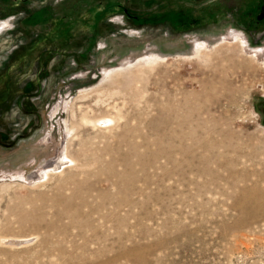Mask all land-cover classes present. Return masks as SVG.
I'll return each instance as SVG.
<instances>
[{
    "label": "rangeland",
    "instance_id": "374dc122",
    "mask_svg": "<svg viewBox=\"0 0 264 264\" xmlns=\"http://www.w3.org/2000/svg\"><path fill=\"white\" fill-rule=\"evenodd\" d=\"M151 6L198 21L132 22ZM241 11L0 0V264H264V8Z\"/></svg>",
    "mask_w": 264,
    "mask_h": 264
},
{
    "label": "crops",
    "instance_id": "0c3cea01",
    "mask_svg": "<svg viewBox=\"0 0 264 264\" xmlns=\"http://www.w3.org/2000/svg\"><path fill=\"white\" fill-rule=\"evenodd\" d=\"M263 8L264 0H251V11L248 13L241 11L238 15L244 17L251 16V23L255 20L258 22L260 12ZM146 12L147 13L142 11L135 12L132 22L137 26H158L160 24L167 23L171 25L174 30H182L198 21L194 18L195 16L193 14L187 13V11L184 10H168L166 12H162L158 9L155 10L154 6H151V9ZM139 17L141 20H138ZM242 30L246 31L247 27L243 26Z\"/></svg>",
    "mask_w": 264,
    "mask_h": 264
},
{
    "label": "bare ground",
    "instance_id": "6f19581e",
    "mask_svg": "<svg viewBox=\"0 0 264 264\" xmlns=\"http://www.w3.org/2000/svg\"><path fill=\"white\" fill-rule=\"evenodd\" d=\"M97 120V119H96ZM115 120V118H113V117H111V116H103V117H101V118H98V120L97 121H92V123L94 124V123H96V125L97 124H100V123H102V124H107V123H110V122H112V121H114ZM66 157H67V155H66ZM60 160V159H59ZM64 160V159H63ZM69 160H67L66 161V163L68 162ZM57 162V161H56ZM55 162V163H56ZM71 162V161H70ZM54 163V164H55ZM63 164V161H60V162H58L56 165H55V167L56 168H59L61 165ZM61 168V167H60ZM49 175V174H48Z\"/></svg>",
    "mask_w": 264,
    "mask_h": 264
},
{
    "label": "flooded vegetation",
    "instance_id": "af4514ba",
    "mask_svg": "<svg viewBox=\"0 0 264 264\" xmlns=\"http://www.w3.org/2000/svg\"><path fill=\"white\" fill-rule=\"evenodd\" d=\"M7 23V21H4V22H2L0 25H3V24H6ZM31 26L33 27V28H35V27H37V26H43L42 25V23L41 22H38V20H36V19H33L32 21H31ZM43 35H45V33H42ZM56 43V42H55ZM59 44H60V42H59ZM31 57H33L34 58V56H33V54H31Z\"/></svg>",
    "mask_w": 264,
    "mask_h": 264
}]
</instances>
